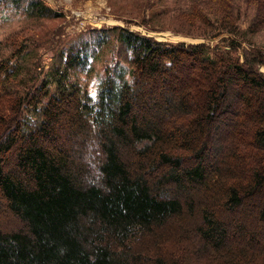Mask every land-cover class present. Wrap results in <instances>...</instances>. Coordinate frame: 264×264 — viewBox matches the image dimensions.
<instances>
[{
    "label": "trees",
    "instance_id": "obj_1",
    "mask_svg": "<svg viewBox=\"0 0 264 264\" xmlns=\"http://www.w3.org/2000/svg\"><path fill=\"white\" fill-rule=\"evenodd\" d=\"M239 1L264 30V0ZM200 2L222 15L218 33L235 32L236 0ZM1 4L52 13L40 0ZM92 32L106 34L44 71L37 41H0V209L14 220L0 226V264H264L261 57L191 34ZM112 41L128 67L106 68L92 97L70 72Z\"/></svg>",
    "mask_w": 264,
    "mask_h": 264
},
{
    "label": "rangeland",
    "instance_id": "obj_2",
    "mask_svg": "<svg viewBox=\"0 0 264 264\" xmlns=\"http://www.w3.org/2000/svg\"><path fill=\"white\" fill-rule=\"evenodd\" d=\"M40 1L51 10V16L34 18L24 12L23 6L16 11L1 4L0 41L4 42L6 38H9L7 45L11 46L13 40H16L18 44L37 41L31 55L37 58L35 61H38L40 65L37 69L41 71L57 64L60 61L61 52L67 45L85 41L91 35L103 37L105 32L93 33L92 31L119 26L155 39H157L154 37L156 34H167L169 39L166 40L187 39L188 37L181 35L191 34V36L199 37L194 39L206 41L211 47L218 45L220 49L226 48L230 43V51L240 60H243L245 55L258 54L263 64L254 62V68L264 73V30L256 32L250 30L253 11L246 8L239 0H236L240 11L237 29L227 34L218 33V24L223 19L222 15L216 13L214 8H209V4L199 3V0ZM195 6L202 11L208 22L199 21L192 14ZM226 29L229 30V28ZM87 53L86 66L72 69L70 80L75 81L89 95L95 97L105 69L115 70L117 64L128 67L127 54L114 41L106 46H89ZM202 83L204 82H200V86L203 87ZM234 87L235 85L231 83V88ZM201 98L202 96L198 99ZM228 98L230 100V94ZM229 102L231 105L234 104V99ZM7 221L11 222L5 225ZM13 222V219L5 220L0 209L1 228L7 229L14 224ZM190 241L195 243V237L190 238Z\"/></svg>",
    "mask_w": 264,
    "mask_h": 264
},
{
    "label": "water",
    "instance_id": "obj_3",
    "mask_svg": "<svg viewBox=\"0 0 264 264\" xmlns=\"http://www.w3.org/2000/svg\"><path fill=\"white\" fill-rule=\"evenodd\" d=\"M154 37L157 38L156 40H164L165 41L166 39H169L168 36H166V35L164 36L163 34H161V35L156 34V35H154Z\"/></svg>",
    "mask_w": 264,
    "mask_h": 264
}]
</instances>
